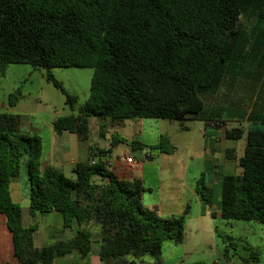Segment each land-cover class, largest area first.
I'll return each mask as SVG.
<instances>
[{
	"label": "trees",
	"instance_id": "obj_1",
	"mask_svg": "<svg viewBox=\"0 0 264 264\" xmlns=\"http://www.w3.org/2000/svg\"><path fill=\"white\" fill-rule=\"evenodd\" d=\"M263 5L264 0H0V73L12 65L46 70L47 81L74 110L78 98L65 91L51 70L93 69L89 98L78 115L53 123L57 134L73 133L83 141L92 118L100 122L102 136L108 120L115 127L136 119L184 120L200 115L201 94L217 87L226 64L241 48L243 8L258 7V18L264 19ZM20 98L19 91L10 94L9 106H17ZM244 135L237 128L226 138L237 142ZM110 140L107 154L126 143L117 134ZM164 141L155 147L139 141L130 145L134 152L170 153ZM42 153L39 136L22 135L17 116L0 114V214L12 234L18 264H54L74 253L87 259L94 242L92 227L99 229L104 264H137L128 256L158 257L164 242H183L184 217L164 219L146 209L142 196L149 190L141 181H130L93 158L75 166L72 180L59 170L42 169ZM24 154L32 213H59L65 229L76 228L71 240L36 248L38 226H23L10 185L19 176ZM230 155L229 160H236ZM152 159L146 154V160ZM237 164L242 173L222 180L220 216L264 227V132H247ZM196 191L211 208L212 190L200 183ZM219 237L227 257L235 245Z\"/></svg>",
	"mask_w": 264,
	"mask_h": 264
},
{
	"label": "rangeland",
	"instance_id": "obj_2",
	"mask_svg": "<svg viewBox=\"0 0 264 264\" xmlns=\"http://www.w3.org/2000/svg\"><path fill=\"white\" fill-rule=\"evenodd\" d=\"M264 8V5L262 6ZM245 8H243V11ZM242 11L239 27L244 30L242 42V61L246 59L244 69L240 74L241 87L233 98H241L245 109H236L223 104L211 109L212 112H204L199 116H189L184 120H158L136 119L127 120L118 126H113L108 120L105 122L107 139L112 135H120L128 140L139 133L142 125H145L148 134L145 136L146 143L150 147L159 146L162 138L165 139L166 148L170 153L157 151H143V154H152V160H146L142 169L146 189L144 204L161 203V213L165 218L172 215L184 217V239L181 244L166 241L162 245L161 254L158 257L145 256L134 258L128 256L129 261L137 264H244L242 260H248L249 264H264V227L250 222L227 221L218 216H201V206L190 193V188L196 186L195 181L201 178L204 171L205 186L212 188L214 204L210 208L217 213L221 202L220 182L215 183L217 169L210 168L205 159V136L199 132L203 126V118H222L229 130L241 128L245 135L234 143L238 156H243L246 148L247 132L257 129L264 132V121L249 123L241 121L249 116V106L254 94L259 89L264 90V19L258 18V7L251 6L247 11ZM251 54V56H249ZM48 71L33 69L29 65L9 66L4 74H0V98L12 90L19 91L22 95L17 107L13 111L18 116H24L29 122L43 123L46 125L54 114L58 116L78 115L86 104L92 83L94 70L90 68H63L52 69L51 73L59 81L65 91L78 98V102L72 110L67 104L66 96L52 83L47 81ZM248 83L251 84V92H248ZM2 94V95H1ZM204 98V93L201 94ZM264 95L259 97L257 104L264 107ZM2 102V98L0 103ZM205 104H208L207 101ZM209 105H206V109ZM256 106V107H259ZM224 108V109H220ZM257 117L253 115L251 119ZM264 118V112L262 113ZM240 119V120H239ZM239 120V121H238ZM94 128L97 130L98 123L92 118ZM93 127V126H92ZM22 135L30 134L26 129L20 128ZM45 140V156L49 143V132L43 131L40 135ZM162 137V138H161ZM106 139H101L100 146L104 147ZM210 148V147H209ZM172 149V150H171ZM174 152V153H173ZM174 155L173 162L167 160ZM138 156V153H134ZM175 160V161H174ZM46 159L42 160V166ZM186 167L187 177L178 174V168ZM44 169V167H42ZM242 173L239 167L237 175ZM66 177L74 180L75 175L66 170ZM18 178V179H17ZM17 180L10 185L12 200L22 209L25 224H32L26 211L29 207V195L31 191L28 174V157L23 155L20 161V172ZM209 182H214L210 185ZM207 209L209 207L206 206ZM44 216L39 220L40 236L35 239V244L48 247L71 239L70 230L64 234L52 235L51 231L57 229L53 218ZM37 233V232H36ZM36 235V234H35ZM228 243H234L235 249L229 248L228 258L224 255L226 246L222 239ZM71 264V261H69Z\"/></svg>",
	"mask_w": 264,
	"mask_h": 264
},
{
	"label": "crops",
	"instance_id": "obj_3",
	"mask_svg": "<svg viewBox=\"0 0 264 264\" xmlns=\"http://www.w3.org/2000/svg\"><path fill=\"white\" fill-rule=\"evenodd\" d=\"M242 47L236 52V54L233 56V58L226 64L221 79L214 89L205 92L204 98H202L204 102V109L200 114H203L204 112H212L211 109L217 108L222 106L223 104L227 105L228 107L236 108V109H245V105L242 102L241 98H233V94H235L237 91V87H241V82L239 81L240 74L242 73L244 69V65L246 64V59H244L243 63H240L242 61ZM251 56V54L249 55ZM1 74V73H0ZM2 75V74H1ZM248 92L251 91V84L248 83ZM14 93L12 90L8 94H1L2 95V102L0 103V114L1 113H8L15 115L19 118V129L24 128L28 131L27 135L30 136H39L42 140V147H43V153H42V160L45 158L46 161L44 162L45 165L42 166L44 169L46 168H52L59 170L65 174L66 170L70 171L74 174L73 170L75 166L79 163H87L90 158H93L94 161L102 160L109 164L110 167L116 168L119 170V172L123 173L125 175V178L133 181V180H139L141 181L144 186V178H143V172L142 169L145 166L146 161V154H143V151H133L130 143L132 141H139L143 145L150 146L146 143L145 136L148 134L147 129L145 125H142L140 131L138 134L134 136L133 139L128 140L127 138L122 137L126 140L125 144H121L117 149L112 150L111 153H106L109 149H111L110 144L111 140H108L107 134L108 131L104 132V136L100 134V128L98 123V128H94L93 121L90 119L89 121V137L83 141L80 140V138L73 133L64 132L62 134H57L54 130L53 123L61 118L62 116H58L57 114H54L52 118L48 121L46 125L43 123H35L32 124L29 122V119L24 116H18L13 113L15 108H11L8 104L9 101V95ZM264 95L263 89H258L256 93L254 94L253 100H251L252 104L249 106V116L244 117L241 121H247L249 123H259L264 121V118L262 117V113L264 112L263 105L259 106L257 103L259 101V97ZM0 98V101H1ZM264 99V98H263ZM207 101L208 104H205ZM206 105H209L206 109ZM259 106V107H256ZM224 109V108H220ZM207 112V113H208ZM257 114V117L251 119L253 115ZM240 120V119H239ZM238 120V121H239ZM203 126L200 128L199 132L205 136V159L206 164L210 166V168L217 169L216 175L214 177L215 183L220 182V186L222 185L223 177L226 175H237V170L239 168L237 164V159L241 158L237 155L236 149L234 148V143H232L231 140H228L226 138V134L228 131H230L225 123V120L222 118H203ZM93 126V127H92ZM47 130L49 132V143L47 146V155L45 156V140L40 135L43 133V131ZM251 130H257V129H251ZM261 131V130H259ZM263 132V131H262ZM107 133V134H106ZM162 138V137H161ZM101 139H106V144L104 147L100 146ZM210 147V148H209ZM231 152V157L236 158V160H229L227 153ZM134 153H138L139 155L136 156ZM174 153V152H173ZM167 155V154H165ZM173 154L167 158V160L173 162ZM129 157L131 159L130 162H126V158ZM175 161V160H174ZM178 174L184 175V179L188 175V171L186 167L180 169L178 168L177 171ZM201 178L195 181L196 186H192L190 188V193L193 196V198L196 200L198 204L201 206V216H220V205L218 208V212H212L211 209H207L206 205L201 201L200 196L197 193V188L202 181H204V171L200 173ZM66 176V174H65ZM18 179V178H17ZM16 178L14 179L17 180ZM210 185L214 182H209ZM209 187V186H207ZM210 188V187H209ZM212 190V188H210ZM149 190V189H148ZM213 191V190H212ZM142 196V203L143 206L146 209L156 211L157 214L164 219H172L177 218L176 216L172 215L170 217L165 218L163 214L161 213L162 204L161 203H152L145 205L144 199L145 194ZM214 198V197H213ZM29 200V199H28ZM30 220L32 221V224H25V217L22 213V219H23V226L25 228H29L32 226H38V231L36 235L34 236V246L36 248H42L44 246H40L35 244L38 236H40V228H39V220L44 218V216H48L49 218H53L56 222L57 229H54V231H51L52 235L56 234H64L66 231L70 230L71 237L73 238L76 233V228L72 229H65L64 223H63V217L59 213H49V214H34L32 213L30 209V200H29V207L26 209ZM47 217V218H48ZM94 230L93 234V245H92V253L91 255L85 259L81 260L80 256L77 253L66 255L63 257H60L55 260L54 264H69L71 261V264H104L99 257V251H100V235H99V229L97 227H92ZM71 238V239H72ZM69 239V240H71ZM66 240V241H69ZM64 241V242H66ZM63 242V241H62ZM61 243V242H60ZM0 264H18L14 257V243H13V237L10 231L7 229L6 226V218L0 214Z\"/></svg>",
	"mask_w": 264,
	"mask_h": 264
},
{
	"label": "built area",
	"instance_id": "obj_4",
	"mask_svg": "<svg viewBox=\"0 0 264 264\" xmlns=\"http://www.w3.org/2000/svg\"><path fill=\"white\" fill-rule=\"evenodd\" d=\"M131 159L129 157L126 158V162H130Z\"/></svg>",
	"mask_w": 264,
	"mask_h": 264
}]
</instances>
